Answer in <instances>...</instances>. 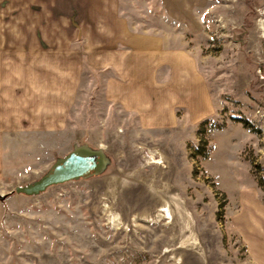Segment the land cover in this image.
I'll return each instance as SVG.
<instances>
[{
	"label": "rangeland",
	"instance_id": "rangeland-1",
	"mask_svg": "<svg viewBox=\"0 0 264 264\" xmlns=\"http://www.w3.org/2000/svg\"><path fill=\"white\" fill-rule=\"evenodd\" d=\"M117 2L189 52L209 110L152 127L88 73L67 120H0V264H264V0ZM71 153L93 160L81 176L15 192Z\"/></svg>",
	"mask_w": 264,
	"mask_h": 264
},
{
	"label": "crops",
	"instance_id": "crops-1",
	"mask_svg": "<svg viewBox=\"0 0 264 264\" xmlns=\"http://www.w3.org/2000/svg\"><path fill=\"white\" fill-rule=\"evenodd\" d=\"M88 73L105 74L110 107L152 127L211 104L189 52L133 31L117 0H0V120H67Z\"/></svg>",
	"mask_w": 264,
	"mask_h": 264
},
{
	"label": "water",
	"instance_id": "water-1",
	"mask_svg": "<svg viewBox=\"0 0 264 264\" xmlns=\"http://www.w3.org/2000/svg\"><path fill=\"white\" fill-rule=\"evenodd\" d=\"M92 162L93 160L90 156L80 153H71L63 159L61 163L55 165L53 170L48 172L40 180L27 186H17L15 192L33 194L43 190L51 184L81 176L89 169Z\"/></svg>",
	"mask_w": 264,
	"mask_h": 264
},
{
	"label": "bare ground",
	"instance_id": "bare-ground-1",
	"mask_svg": "<svg viewBox=\"0 0 264 264\" xmlns=\"http://www.w3.org/2000/svg\"><path fill=\"white\" fill-rule=\"evenodd\" d=\"M262 24V26H263V23H261ZM152 158V157H151ZM155 158V157H154ZM151 162H156V163H161V161L160 160H151ZM162 164V163H161ZM163 191H165L166 193H169V189L167 188V189H164ZM163 191H160V190H156V191H154L152 194H151V196L152 197H150V198H152L151 200H150V207L153 209V208H157L156 210H160V209H162L163 208V206H165V200H166V198L168 197V196H165V195H163ZM170 197V199H172V200H174V197H172V196H169ZM149 198V199H150ZM148 200V199H147ZM148 202V201H147ZM168 202V201H167ZM171 202V201H170ZM141 203V202H140ZM145 203V202H144ZM149 203V202H148ZM145 205V204H144ZM185 218V217H184ZM181 219V218H180ZM187 220V219H186ZM185 220V222H187L186 224H185V226L184 225H180V227H181V229H183L184 227L185 228H187L188 227V221H186ZM180 222V221H179Z\"/></svg>",
	"mask_w": 264,
	"mask_h": 264
},
{
	"label": "trees",
	"instance_id": "trees-1",
	"mask_svg": "<svg viewBox=\"0 0 264 264\" xmlns=\"http://www.w3.org/2000/svg\"><path fill=\"white\" fill-rule=\"evenodd\" d=\"M244 125H247V122H244Z\"/></svg>",
	"mask_w": 264,
	"mask_h": 264
}]
</instances>
